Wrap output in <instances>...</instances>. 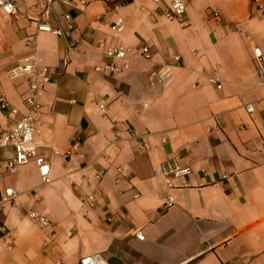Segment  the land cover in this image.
I'll use <instances>...</instances> for the list:
<instances>
[{
	"label": "crops",
	"instance_id": "obj_1",
	"mask_svg": "<svg viewBox=\"0 0 264 264\" xmlns=\"http://www.w3.org/2000/svg\"><path fill=\"white\" fill-rule=\"evenodd\" d=\"M85 1L49 17L55 25H65L64 12L74 17L68 39L38 31L37 0H17L13 15L0 9L1 91L20 116L31 75L9 72L32 56L51 71L34 139L51 182L33 161L4 172L14 150L0 143V264H80L92 254L108 264H264V82L254 57L264 53V11L253 0H184L182 26L165 16L172 0ZM120 17L116 36L105 23ZM102 44L134 52L130 68L98 71ZM144 45L151 60L139 57ZM167 61L174 74L162 84L152 72ZM11 123L0 108V126ZM135 133H148V150ZM175 156L192 174L168 190L156 168ZM6 188L17 195L1 203ZM32 211L50 227L32 222Z\"/></svg>",
	"mask_w": 264,
	"mask_h": 264
},
{
	"label": "built area",
	"instance_id": "obj_2",
	"mask_svg": "<svg viewBox=\"0 0 264 264\" xmlns=\"http://www.w3.org/2000/svg\"><path fill=\"white\" fill-rule=\"evenodd\" d=\"M159 3L160 0H154ZM82 5L86 4L85 0H37V14L35 18L32 19L35 22L38 31L49 32L60 38L68 39L77 31V24L74 17L69 12H64L62 18L65 21V25H55L49 21V17L53 14L55 7L58 5ZM253 4L257 11H264V0H253ZM120 5L118 3L113 4V9L118 10ZM0 9L7 15H13L17 12L18 3L17 0H0ZM165 16L169 20H176L182 26H188L190 24L188 16V6L184 0H172L170 6L165 11ZM211 19L216 21H221V13L217 9H211L209 12ZM106 27H109L116 36L120 35L125 28V21L123 18H117L112 23H105ZM105 49L102 52L105 58L104 64L97 67L98 71L105 72L108 74H116L127 70L130 68L131 60L134 57V52L130 49L119 47V46H106L102 44ZM69 52H73L72 45L69 44ZM139 57L143 60H151L153 57L152 50L150 46L144 45L139 50ZM254 57L257 66V73L260 79L264 82V53L261 49L255 48ZM181 56L176 54L171 60L179 62ZM68 64L67 59H63L60 66L65 68ZM175 66L167 61L161 63L153 72L152 76L159 83L168 82L174 74ZM22 74L31 75V79L24 95L23 104L27 112L20 116L18 108L12 106L7 100L5 95L1 91L0 83V108L11 120V127L5 129L0 126V143L4 147H12L14 150V155L12 158L7 160L4 172L9 175L16 174L19 169L33 161L39 170L40 177L43 184H49L51 182L50 178V162L39 155L38 147L34 143L35 139V124L42 115V108L39 104L38 98L40 91L45 88V86L51 80V71L49 67L42 66L36 56H32L25 60L23 65L15 68L9 72L11 78H15ZM212 82L217 83V78H211ZM218 87H221L218 85ZM103 111L106 110L105 106H101ZM245 109L249 113H253L255 108L252 104H246ZM148 133L143 135L133 134V138L139 139V147L143 150L149 149V144L145 141L144 137ZM262 140L264 141V134L262 135ZM79 143L76 142L73 145V149H78ZM0 167V176H1ZM156 174L161 176L164 180V186L168 190H173L178 186H187V179L192 174V169L189 165L182 163L179 157H170L165 161L161 162L156 168ZM100 177V176H99ZM17 195L14 188H6L1 199V203L12 202ZM139 194H136L134 198H138ZM92 200V196L88 197ZM93 204V202H91ZM165 204L171 206L174 204L173 195L166 196ZM29 218L41 229H47L50 227V220L35 211L29 213ZM139 239L144 237L140 234L137 235ZM11 245V244H10ZM80 264H108L106 259L101 254H92L84 256L80 260Z\"/></svg>",
	"mask_w": 264,
	"mask_h": 264
}]
</instances>
